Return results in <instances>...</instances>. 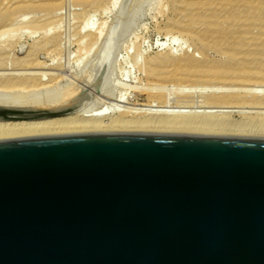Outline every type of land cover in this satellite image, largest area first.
<instances>
[{
    "label": "water",
    "instance_id": "obj_1",
    "mask_svg": "<svg viewBox=\"0 0 264 264\" xmlns=\"http://www.w3.org/2000/svg\"><path fill=\"white\" fill-rule=\"evenodd\" d=\"M72 111L0 107V122ZM0 264H264V138L0 140Z\"/></svg>",
    "mask_w": 264,
    "mask_h": 264
},
{
    "label": "bare ground",
    "instance_id": "obj_2",
    "mask_svg": "<svg viewBox=\"0 0 264 264\" xmlns=\"http://www.w3.org/2000/svg\"><path fill=\"white\" fill-rule=\"evenodd\" d=\"M32 3H35L34 0H17V2L9 0L7 3L0 4V41L5 40V37L12 30L17 29L14 28L16 24L18 28L22 24L23 26L20 28L23 27L25 29V27H28L26 28L27 30L33 29L37 32V28L44 21L50 20L49 17L52 14L46 15L45 19L43 17L28 18V14L26 13L30 11L29 9L35 10L38 7ZM183 3L187 11L195 15L193 17L195 19L191 18L192 20L189 24L192 27L191 29L197 26L203 28L213 26L218 28L221 21H223V25L227 24L225 27L231 28L235 25V22H239L240 20L251 22V18L254 16L251 14L256 15V21L261 20L264 16V0H216V2L193 0L190 2L184 1ZM23 5L24 7L28 5V9L22 8L21 6ZM34 13L36 12L34 11ZM34 13H32V16ZM199 14L205 15V17L198 16ZM24 25L26 26L24 27ZM244 27L236 32V37H233V35L229 37L228 34H224L227 31L222 27L216 31L221 37L210 36L212 40L209 46L213 47V49L222 51L221 49L227 46L228 54L224 55L225 58L219 62L208 61V58L199 59L197 53H194L193 56H179L185 51V48L176 44L177 38L167 35V40L159 41L156 44L158 51L161 53L156 59L151 60L150 63L153 67L150 68V72L155 74L160 70L159 72L166 73V76L168 74L174 80L183 81V84L184 81L192 79V76L198 75V73L204 79V82H210L212 78H216L215 80L222 83L228 79L226 75L230 74L232 76L237 75V78L242 83L244 82L243 84L245 85L240 83L242 85L240 87L224 85L202 86L205 89L209 88L212 92V95L209 94L211 96H208V100L204 97V101L207 100L208 103L207 101L205 102L210 105L206 106V104L205 107H195L196 105L193 106L195 102L191 100L193 102L192 105V102L188 99L182 100L183 102L180 103L177 102V104L176 100L172 99L175 104L172 106L169 102L171 99H168L169 96L165 98L168 95L167 93L165 97L160 95L161 98L164 97L166 99L164 100L165 102L160 103L162 105H158L157 101L152 102L150 105H139L130 101L127 102L124 100V97V99L121 97V99L119 98L120 100L118 98L115 100L128 106L124 107L122 105L120 107V104H115L116 107L114 109L110 107L112 103L109 104L108 108L105 106L106 102L94 105L95 96L93 97L89 91L92 88H100L102 83H105V79L109 74L108 71L112 72L113 68H115L114 63L119 62L118 60H114L113 56L115 44L113 42L108 43L104 53L99 58H88L93 47L97 44L96 39L100 36V32L90 30L88 34L91 38H94L92 42L90 40L92 44L91 48L86 51V48L83 49L85 45L80 43L76 51L78 54L84 51L87 52L85 53L87 55L86 58L82 55L81 58L84 57L83 59L80 58L82 60H79L80 64L76 62L78 65L72 68L61 65L56 66L51 62L53 61L52 56L55 54L59 55L64 47L60 41L59 34L52 33L53 29L52 32L51 29H46L43 32L44 34L42 33L45 35L44 39L40 40L39 38L38 42L31 44L22 53L21 57L11 58V53L7 55V50H1L0 107L37 109L73 108V111L64 117L49 120L0 122V140L95 132H147L264 138V85L262 84L264 82V64H262V58H258L254 52H251L253 47L256 46L255 42L259 39L254 36L256 34L254 27L252 28L253 30L246 27V25ZM34 32L31 31L33 34ZM200 34L201 32L194 36L192 35V39L197 37L200 42L201 39L198 37ZM8 46H11V44ZM209 46L203 45L205 48ZM189 51L188 49V54ZM256 64L257 66H255ZM160 74L162 75L163 73ZM67 75H71L75 81L65 84L64 81ZM193 77L195 78V76ZM90 85H92L91 89L87 90V87ZM157 87L159 86L157 85ZM152 88L154 91L159 89L162 92L166 91L167 87ZM179 88L173 89L179 90ZM149 95L151 96V94ZM200 103L202 104V102ZM200 103L197 106H201ZM212 104L213 106H211ZM235 104L251 106L249 107L250 112L247 110L243 112V116L246 117H243L244 119L241 122L232 120L233 118H231L230 113L232 114L233 111L229 110L248 107H233L232 105ZM226 105H230L231 107H226ZM196 108H201L204 111L201 109L198 111ZM217 108H221V111L222 109H227L228 111H215Z\"/></svg>",
    "mask_w": 264,
    "mask_h": 264
},
{
    "label": "rangeland",
    "instance_id": "obj_3",
    "mask_svg": "<svg viewBox=\"0 0 264 264\" xmlns=\"http://www.w3.org/2000/svg\"><path fill=\"white\" fill-rule=\"evenodd\" d=\"M8 1L9 0H0V4L7 3ZM13 1L17 2V0ZM184 1L190 2L193 0H34V2L37 4H32L38 7H36L35 10L29 9L30 13H26L28 14V18H46V15L49 16L52 14L49 17L50 20L44 21L41 26L37 28L38 34L36 30H27L26 28L28 27H25L26 25H24L25 29H23V27L20 28L21 26H23L22 24L21 26H19V28L16 24V27L14 28L17 29L12 28L14 30H12V32H10V34L5 37L6 39L0 41V52L7 50V55L11 53V58L21 57L23 55L22 53L31 44H33L34 42H38L39 38L40 40L44 39L45 35H43V32H45L46 29H51V32L53 29L52 33L59 34L60 41L62 42L64 48L59 53V55L55 54L53 55L54 57L52 56L53 59H51L53 61L51 62L56 66L61 65L63 67L72 68L80 64V61H82L81 59H83L84 56V58H86L87 55H85V53L87 52L84 51L83 53L78 54L76 53V51L79 47L78 44L80 43L85 45L83 49L86 48V51L91 48V42L94 38H91L88 32L90 30H93L96 32H100V36L96 39L97 44L93 47L92 52L89 54L90 57L88 56V58H99V56L104 53L106 45L113 42L115 44L113 52L114 60L119 61L114 63V67L116 69L113 68L114 70L112 69V72H110V70L108 71L109 74L107 73L108 76L106 75L108 78L106 77L105 83H102L101 85L102 87L100 86V88L98 89H91L92 85L87 87V90L91 89L89 93H91L93 97L95 96L94 105L99 103L104 104L106 102L105 106L107 108L110 103H112L110 105L112 109L116 107L115 104H120V107H122V105L124 107H127L128 105L118 103L116 101L117 98L121 99V97H124L125 99H123L125 101H130L134 104L150 105L152 104V102L157 101L159 105L160 103H163L164 100H166L164 99V97L168 93L167 97L165 98H168L169 96L168 99H171L169 102L172 106L175 105V100L177 104V102L180 103L188 99L190 100V102H195L194 105L192 102L193 106L196 105L195 107H205V105L208 103V96L210 97L212 95V92L209 88H203L204 86L206 87L214 85H224L240 87L244 82L242 83L241 80L237 78V75L232 76L230 74L228 76L226 75L228 79L226 81L224 80V83L215 80L216 78H212L210 82H204V79L201 78L198 73V75H193L195 76V78L192 76V79H190L192 80L191 82H189L190 80H187L184 81L183 84V81L181 82L180 80H174L170 78L168 74L166 76V73L164 74V72H159L160 70L156 72L157 75L156 73H151L150 68L153 67V65L150 63L151 60L156 59L161 53L158 51L156 44L159 41L167 40L166 36L170 35L171 37L177 38L176 44L178 46L185 48V51L179 56H193L194 53H197L199 59L208 58V61L213 60V62H219L225 58L224 55L228 54L227 46H224V48L221 49L222 51L213 49V47L209 46L212 40L210 36H214L216 38L218 36L221 37L216 31L222 27L227 31L226 33L224 32V34H228L229 37H231L230 35L236 37V32L242 28H245L244 25H246V27L251 30H253L252 28L254 27V30L256 32L254 36L259 38L255 42L256 46L253 47L251 52H254L256 54L255 56H257L258 58H262V64H264V16L261 20L256 21V15L251 14L254 15L251 18V22L240 20L239 22H235V25L231 28L225 27L227 24L223 25V21H221L220 27L218 28L213 26L205 28L197 26L196 28L191 29L192 27H190L189 24L192 19H195L193 18L195 15H192L187 11V9L185 8V4L183 3ZM210 1L216 2V0ZM25 6L26 7H24L23 5L21 7L24 9H28V5ZM34 11L36 13H34ZM32 13H34L35 15L33 14L32 16ZM198 16H202L203 18L205 17V15L203 14H199ZM31 31H35L36 34L35 32L34 34L31 33ZM200 32L201 34L198 35V37L202 40V42L200 40L201 43L199 42L197 37H195L196 39H192L195 34H198ZM203 42L209 47H203ZM9 44H11V46H8ZM188 49L190 50L189 54L187 53ZM82 55L84 56L81 58ZM76 62H78V64H76ZM255 66H257V64ZM160 73L163 74L161 75ZM164 75L168 78L165 79L166 77ZM197 77L198 79H196ZM72 81L74 82L75 79L71 75H67L65 77L64 83L67 84L68 82L71 83ZM262 84L264 85V82ZM157 85L159 87H167L166 91H162L163 93L159 91V89L154 91L152 87L159 88L157 87ZM173 88H179L180 91ZM148 90L150 91L148 92ZM149 94H151V96ZM241 94L244 95L243 93ZM160 95L164 97L161 98ZM204 97L205 99H207L205 100L207 101V103L204 101ZM200 102H202V104ZM199 103L201 104V106H197ZM206 106L210 105L207 104ZM211 106H213V104ZM227 106L230 105H226V107ZM232 106L248 107L242 109L233 108L229 110L233 111L232 114L230 113L231 118H233L232 120H236L237 122H241L246 117L243 116V112H246V110L250 112L249 107H251L250 105L244 106L236 104ZM196 109L200 111L199 109L201 108ZM216 110L218 112H222L224 109H222L221 111V108H217L215 109V111ZM238 110L239 112L237 113Z\"/></svg>",
    "mask_w": 264,
    "mask_h": 264
}]
</instances>
